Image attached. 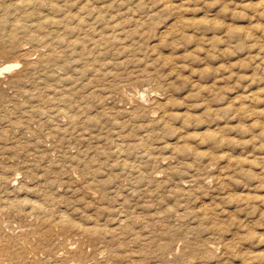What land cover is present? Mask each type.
Returning a JSON list of instances; mask_svg holds the SVG:
<instances>
[{
    "label": "rangeland",
    "instance_id": "obj_1",
    "mask_svg": "<svg viewBox=\"0 0 264 264\" xmlns=\"http://www.w3.org/2000/svg\"><path fill=\"white\" fill-rule=\"evenodd\" d=\"M0 264H264V0H0Z\"/></svg>",
    "mask_w": 264,
    "mask_h": 264
},
{
    "label": "bare ground",
    "instance_id": "obj_2",
    "mask_svg": "<svg viewBox=\"0 0 264 264\" xmlns=\"http://www.w3.org/2000/svg\"><path fill=\"white\" fill-rule=\"evenodd\" d=\"M15 66H17V65H15ZM135 96V95H134ZM143 96V95H142ZM8 198V197H7ZM57 230V229H56ZM62 240V239H61Z\"/></svg>",
    "mask_w": 264,
    "mask_h": 264
}]
</instances>
